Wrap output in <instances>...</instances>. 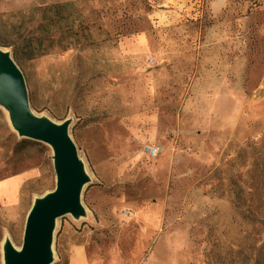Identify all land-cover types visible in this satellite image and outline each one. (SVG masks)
<instances>
[{
    "label": "rangeland",
    "instance_id": "obj_1",
    "mask_svg": "<svg viewBox=\"0 0 264 264\" xmlns=\"http://www.w3.org/2000/svg\"><path fill=\"white\" fill-rule=\"evenodd\" d=\"M0 46L34 112L71 119L92 180L53 264H264V0H0ZM0 150V177L37 172L0 207L4 264L56 178L2 106ZM176 152L218 163L194 179Z\"/></svg>",
    "mask_w": 264,
    "mask_h": 264
},
{
    "label": "water",
    "instance_id": "obj_2",
    "mask_svg": "<svg viewBox=\"0 0 264 264\" xmlns=\"http://www.w3.org/2000/svg\"><path fill=\"white\" fill-rule=\"evenodd\" d=\"M0 106L8 113L20 138L48 144L52 149L55 187L37 196L28 212L23 242L4 243V264H53V243L58 220L86 217L84 188L92 183L78 147L70 134L72 121L55 122L31 107L24 73L12 53L0 46Z\"/></svg>",
    "mask_w": 264,
    "mask_h": 264
},
{
    "label": "crops",
    "instance_id": "obj_3",
    "mask_svg": "<svg viewBox=\"0 0 264 264\" xmlns=\"http://www.w3.org/2000/svg\"><path fill=\"white\" fill-rule=\"evenodd\" d=\"M174 155V159L177 161L190 160V166L194 167L191 170L194 179L201 178L218 163V158L214 155H199L193 157L190 153L185 154L180 152H176ZM185 164L188 165V163ZM4 167V158L0 150V174L3 172ZM36 174V171H29L13 176L0 177V207L2 206L6 209L13 208L20 200L22 186L30 179L36 177Z\"/></svg>",
    "mask_w": 264,
    "mask_h": 264
},
{
    "label": "built area",
    "instance_id": "obj_4",
    "mask_svg": "<svg viewBox=\"0 0 264 264\" xmlns=\"http://www.w3.org/2000/svg\"><path fill=\"white\" fill-rule=\"evenodd\" d=\"M148 152L149 154H151L152 156H155L158 154L159 152V148L158 147H154V146H150L148 147Z\"/></svg>",
    "mask_w": 264,
    "mask_h": 264
}]
</instances>
